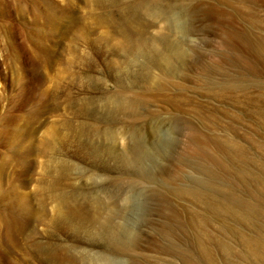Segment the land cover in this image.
Instances as JSON below:
<instances>
[{
    "label": "rangeland",
    "instance_id": "obj_1",
    "mask_svg": "<svg viewBox=\"0 0 264 264\" xmlns=\"http://www.w3.org/2000/svg\"><path fill=\"white\" fill-rule=\"evenodd\" d=\"M106 1L0 0V264H264V0Z\"/></svg>",
    "mask_w": 264,
    "mask_h": 264
},
{
    "label": "bare ground",
    "instance_id": "obj_2",
    "mask_svg": "<svg viewBox=\"0 0 264 264\" xmlns=\"http://www.w3.org/2000/svg\"><path fill=\"white\" fill-rule=\"evenodd\" d=\"M95 3L97 4V5H99V6H101V5H103V4H107V3H109V1H106V0H95ZM110 4V3H109ZM108 4V5H109ZM104 6V5H103ZM123 10V9H122ZM125 11V10H124ZM172 15V14H171ZM170 17V16H169ZM118 18V17H117ZM134 18V17H133ZM46 20H47V15H46ZM105 21H106V23L109 25V26H111V27H114V28H116V29H118L119 30V32L121 31V32H125L126 33V31H127V29H129V24H131L130 23V19H129V17H127L125 14H122V16H121V18H119V20H117L116 21V19H114V17H112V16H110V15H108V16H105ZM131 21H132V19H131ZM136 22V21H135ZM138 30V29H137ZM134 31V30H133ZM128 32V31H127ZM186 34V33H185ZM128 35V34H127ZM130 36V35H129ZM183 38V37H182ZM126 43V42H125ZM139 68V67H138ZM35 112H33L32 114L33 115H35L34 114ZM32 115V116H33ZM31 116V117H32ZM44 144H45V142H44ZM44 163V162H43ZM32 166L30 165V164H26L25 165V167H24V170L26 171V170H28V169H30ZM42 171H43V174H46L47 173V163H44L43 165H42ZM46 181V180H45ZM41 184L42 185H44L42 182H41ZM46 186V185H45ZM43 187V186H42ZM41 192V191H40ZM46 192V191H45ZM39 193V192H38ZM41 195H43V199L42 200H44V201H46L47 202V194H45L44 193V190H43V193H41ZM19 199V198H18ZM43 201V202H44ZM65 204V203H64ZM60 205V204H59ZM72 206V205H71ZM64 207V206H63ZM57 208V207H56ZM57 211H58V209H57ZM66 211V210H65ZM59 213H60V215H62V214H64V212L62 211V210H59ZM66 213V212H65ZM67 214V213H66ZM65 214V215H66ZM73 214V213H72ZM24 215V214H23ZM32 215V214H31ZM58 217H59V215H58ZM62 217H64V216H62ZM66 217V216H65ZM81 218V217H80ZM85 219V218H84ZM9 226V225H8Z\"/></svg>",
    "mask_w": 264,
    "mask_h": 264
}]
</instances>
